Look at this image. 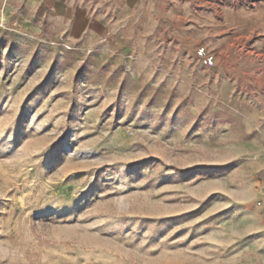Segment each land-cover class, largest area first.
<instances>
[{
    "label": "rangeland",
    "instance_id": "obj_1",
    "mask_svg": "<svg viewBox=\"0 0 264 264\" xmlns=\"http://www.w3.org/2000/svg\"><path fill=\"white\" fill-rule=\"evenodd\" d=\"M144 13L0 20V264H264V0Z\"/></svg>",
    "mask_w": 264,
    "mask_h": 264
},
{
    "label": "crops",
    "instance_id": "obj_2",
    "mask_svg": "<svg viewBox=\"0 0 264 264\" xmlns=\"http://www.w3.org/2000/svg\"><path fill=\"white\" fill-rule=\"evenodd\" d=\"M168 5L169 0H0V20H9L14 15L37 14L40 23L56 37L75 43L91 38L96 19L114 21L115 10L127 12L136 22L141 11L147 18L155 12L158 18L165 19ZM223 10L221 21L230 27L234 10L229 6ZM207 13L206 18L214 22L215 11L208 8Z\"/></svg>",
    "mask_w": 264,
    "mask_h": 264
}]
</instances>
